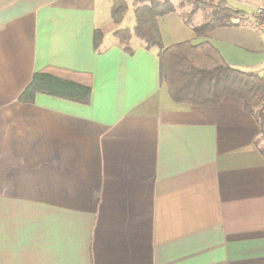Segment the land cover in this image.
<instances>
[{"label": "crops", "instance_id": "obj_1", "mask_svg": "<svg viewBox=\"0 0 264 264\" xmlns=\"http://www.w3.org/2000/svg\"><path fill=\"white\" fill-rule=\"evenodd\" d=\"M114 1L0 0V264H264L260 126L236 98L174 103L155 50L111 36L133 13L105 30ZM226 2L249 21L197 36L170 13L162 46L207 42L264 79V0ZM46 67L90 74V102H19Z\"/></svg>", "mask_w": 264, "mask_h": 264}, {"label": "trees", "instance_id": "obj_2", "mask_svg": "<svg viewBox=\"0 0 264 264\" xmlns=\"http://www.w3.org/2000/svg\"><path fill=\"white\" fill-rule=\"evenodd\" d=\"M198 4L211 9L203 15L200 23H193L199 11ZM186 4L196 5L185 16L178 9ZM134 26L120 28L112 33L114 40L129 54L133 52L130 40L141 41L146 49L155 50L159 61V75L174 103L193 106H216L224 98L232 97L242 101L244 109L258 123L264 136V79L257 73L229 66L218 51L209 43L192 45L180 42L162 46L157 20L167 14L180 12L184 23L192 28L197 36H206L212 29L242 25L249 21L246 12L234 8L226 0H132ZM128 4L116 0L110 7L111 21L118 25L127 15ZM104 33L94 31V47L100 51ZM37 94H42L81 105L90 102L91 76L67 69L46 67L35 72L18 101L31 103Z\"/></svg>", "mask_w": 264, "mask_h": 264}, {"label": "rangeland", "instance_id": "obj_3", "mask_svg": "<svg viewBox=\"0 0 264 264\" xmlns=\"http://www.w3.org/2000/svg\"><path fill=\"white\" fill-rule=\"evenodd\" d=\"M172 1H174V2H179L180 0H172ZM185 1H189V0H185ZM203 1V3H205V0H202ZM208 1L209 0H206V3H208ZM129 3V5H128V10H127V14L126 15H128L125 19H123L118 25H116V24H114L112 21H111V23L110 22H108L107 23V26H106V28H105V30L106 31H111L112 29H114V28H116L117 26H119V25H121V26H123V25H127V26H130L131 27V25L133 24V19H132V13L134 12V10H133V8H132V6H131V3L130 2H128ZM127 3V4H128ZM187 6H185V9H178L177 11H181V13H183V14H185V16H187L189 13H190V11L191 10H193V9H195V7H196V5H188V4H186ZM197 5H200L201 7H199V11L197 12V17L195 18V20H193V23H195V22H198L199 21V17H200V19H202L201 17H203V15L204 16H208V15H210L211 13H212V10L211 9H206L204 6H203V4H198L197 3ZM248 12L249 13H247L248 14V17H250L251 16V14H252V9H251V7H248ZM256 10V9H255ZM129 12V13H128ZM130 15V16H129ZM98 16H99V18H100V20H105V19H102L103 18V16L102 15H100L99 13H98ZM106 31H104V32H106ZM261 148L263 149V151H264V136H262V138H261Z\"/></svg>", "mask_w": 264, "mask_h": 264}, {"label": "built area", "instance_id": "obj_4", "mask_svg": "<svg viewBox=\"0 0 264 264\" xmlns=\"http://www.w3.org/2000/svg\"><path fill=\"white\" fill-rule=\"evenodd\" d=\"M255 19H264V6H258L256 7L255 13H254Z\"/></svg>", "mask_w": 264, "mask_h": 264}]
</instances>
